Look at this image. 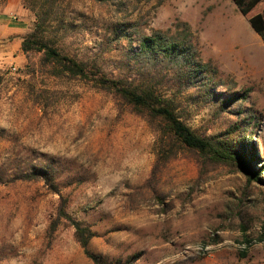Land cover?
<instances>
[{
	"label": "rangeland",
	"instance_id": "rangeland-1",
	"mask_svg": "<svg viewBox=\"0 0 264 264\" xmlns=\"http://www.w3.org/2000/svg\"><path fill=\"white\" fill-rule=\"evenodd\" d=\"M37 1L39 18L33 0H0V28L24 7L21 43L40 21L63 54L154 90L262 172L182 146L117 95L12 46L17 60L0 62V264H94L75 224L110 264H264V42L249 21L264 2L243 15L232 0H59L43 23ZM144 37L180 50L155 59Z\"/></svg>",
	"mask_w": 264,
	"mask_h": 264
},
{
	"label": "trees",
	"instance_id": "trees-1",
	"mask_svg": "<svg viewBox=\"0 0 264 264\" xmlns=\"http://www.w3.org/2000/svg\"><path fill=\"white\" fill-rule=\"evenodd\" d=\"M102 2L106 0H94ZM162 4L166 0H157ZM243 15L251 13L264 0H232ZM30 9L39 14L36 8L37 0H33ZM49 5L46 16L41 20L43 23L54 21L52 18L57 14L59 9V0H45L43 5ZM250 24L253 30L260 36L264 42V7L260 13L255 14L250 18ZM38 26V27H37ZM42 26L40 21L36 22V30L31 34L22 38L21 49L25 54L31 52L42 53L43 62L52 66V74L54 76H69L72 79H81L93 82L96 86L117 95L127 105L131 106L140 114H147L153 120H157L162 124L164 135L173 138L182 146L199 152L205 157L213 158L218 162H234L242 167L249 179L259 180L261 170H256L253 164L255 156H250L243 145L236 149H231L225 143L213 138H205L199 136L188 125L181 121L175 112L172 104L168 103L156 92L150 88L139 87L132 85L124 79L110 78L103 72L91 66L88 61L79 58L78 56L70 57L61 52L60 48L53 42L45 39L39 33V28ZM166 39L162 37H144L141 40V51L148 53L155 59L165 58L170 59L175 57L180 50L178 45L168 44ZM4 74L0 72V89L4 84ZM235 97L229 102L236 101ZM75 235L77 241L84 249L85 254L93 261L94 264H110L104 261L101 257L94 255L89 250V244L95 236L90 229L81 227L75 224Z\"/></svg>",
	"mask_w": 264,
	"mask_h": 264
},
{
	"label": "crops",
	"instance_id": "crops-1",
	"mask_svg": "<svg viewBox=\"0 0 264 264\" xmlns=\"http://www.w3.org/2000/svg\"><path fill=\"white\" fill-rule=\"evenodd\" d=\"M19 14H20V18L21 20H19L18 22H14L15 26L11 25V22H8L7 25H5V27L0 28V40L5 39V38H10V37H17L14 39L13 42H5V45H1L0 46V51L2 57H0V62L2 61L1 59H3V61L5 62H11V59L17 60V57L11 56V47L12 46H17V48L19 49L21 47V38H20V34H24L26 32V29L28 27L27 25V21H26V9L24 7H22L19 10ZM20 61H18L19 63ZM16 63V64H18ZM1 64V63H0Z\"/></svg>",
	"mask_w": 264,
	"mask_h": 264
}]
</instances>
